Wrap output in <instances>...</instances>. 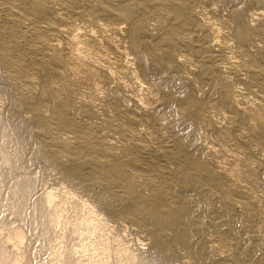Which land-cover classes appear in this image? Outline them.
<instances>
[{"label":"bare ground","instance_id":"1","mask_svg":"<svg viewBox=\"0 0 264 264\" xmlns=\"http://www.w3.org/2000/svg\"><path fill=\"white\" fill-rule=\"evenodd\" d=\"M0 264H264V0H0Z\"/></svg>","mask_w":264,"mask_h":264}]
</instances>
